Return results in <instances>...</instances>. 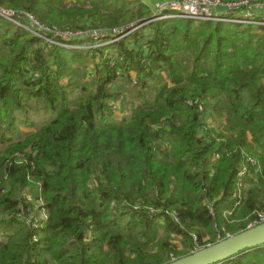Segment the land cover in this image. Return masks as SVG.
<instances>
[{
    "label": "trees",
    "instance_id": "1",
    "mask_svg": "<svg viewBox=\"0 0 264 264\" xmlns=\"http://www.w3.org/2000/svg\"><path fill=\"white\" fill-rule=\"evenodd\" d=\"M136 1L0 6L59 29L85 17L87 27L110 32L153 18ZM89 64L91 89L73 80ZM121 83L132 103L125 121L113 109L123 102ZM75 85L78 101L68 97ZM32 102L53 116L14 139L16 114ZM247 156L256 163H246L245 176L256 182L247 187L244 178L238 189ZM235 202L229 223L223 211ZM259 210L264 25L154 19L95 49L45 50L0 18V264H167L204 245L201 229L212 244L225 237L215 226L238 233ZM218 264H264V244Z\"/></svg>",
    "mask_w": 264,
    "mask_h": 264
},
{
    "label": "built area",
    "instance_id": "2",
    "mask_svg": "<svg viewBox=\"0 0 264 264\" xmlns=\"http://www.w3.org/2000/svg\"><path fill=\"white\" fill-rule=\"evenodd\" d=\"M260 8H264V0H161L154 11L153 18L144 22H139L136 25L135 23L131 24L130 27L133 25H135L133 28L137 25L139 27L154 19L174 17L264 25V14L257 13ZM0 18L10 21L18 27L29 30L34 35L46 40L50 45L55 44L60 47H71L69 44H66V42L76 35H80L81 37L82 35L86 36V34H92L99 39L108 38L109 41L105 42L108 43L120 39L133 30V28H129L130 30L128 29L126 31L122 28L120 30L112 29L110 32H104L100 29H84L75 35L71 34V37L67 35L68 38L65 39L61 37L62 33H64L61 32L62 30L59 31L55 26H49L48 24L43 23L31 12L26 10H16L0 6ZM66 32L68 33L70 31L68 30ZM91 44V41H88L85 43V47L88 45L90 46ZM79 47L81 48L82 45L79 44ZM190 103L198 104L200 111L203 110L202 104H199L197 100ZM211 126L213 125L209 124V127ZM246 161L247 162L242 163L237 172L236 184L238 189L245 186L243 177L246 173V163H249L252 166H255L256 163L255 159L250 156L246 157ZM228 213L229 211L227 214ZM262 222H264V210L257 211L256 217L248 224V226H253ZM226 235H229V233H226Z\"/></svg>",
    "mask_w": 264,
    "mask_h": 264
},
{
    "label": "rangeland",
    "instance_id": "3",
    "mask_svg": "<svg viewBox=\"0 0 264 264\" xmlns=\"http://www.w3.org/2000/svg\"><path fill=\"white\" fill-rule=\"evenodd\" d=\"M136 2H141V1L137 0ZM69 4L72 5L73 3L69 2ZM157 6H158V3H157ZM261 9L262 8H260V10ZM260 10H258L257 13L258 14H260V13L263 14V12H261ZM154 11L155 10H153V12ZM145 21H147V20H145ZM132 22H129V24L132 23ZM139 22H141V21H139ZM139 22H137V23H139ZM137 23H135V25ZM12 24H13L14 27H18L16 24H14V23H12ZM127 25H128V23H127ZM135 25H133L131 27L129 26L130 29H132ZM87 26H93L94 27V24H93L92 20L91 19H87L85 17H79V18H77V20L74 23H71V25L67 27L68 29H59V28L58 29H59V31L62 30L61 32H64V33H62L61 37L67 39L68 38L67 35L71 37L72 35H75V34L79 33L80 31L84 30L82 28L93 29V27L90 28V27H87ZM19 28H21V27H19ZM137 28H138V25L135 28H133V30H131V31H134ZM21 29L23 31L27 32L28 34L32 35L33 37H35L37 39V45L38 44L42 45L45 50H49V49H52V48H55V47H60V46L55 45V44H51L50 45V43H48L46 40L42 39L41 37H39L37 35H34L29 30H26V29H23V28H21ZM68 30L70 32L67 33L66 31H68ZM125 30L127 31L128 29L126 28ZM100 40H104V39H99L98 37H95L92 34L91 35L86 34V36L82 35L81 37H80V35H76L75 37H72L71 39H69L68 42H66V44H69L72 48H75V49H91V48L95 49L97 47L102 46L101 44L109 41V39H106L104 41H100ZM88 41H91L92 44L90 46L88 45L87 47H85V43H87ZM78 43L82 45L81 48L79 47ZM71 47H63V48H71ZM60 48H62V47H60ZM71 50H73V49H71ZM67 59L69 61H72L71 57H69V58L67 57ZM76 67H77L76 63H74V62L70 63V68L74 69ZM91 69H92V67L89 64L88 66H86L85 72L79 73L76 76V78H74L73 80H76L79 84H82V82H86L88 87H90V89H91V87H92V86H90V83H91V81H90V78H91L90 71H91ZM131 74H132V76L135 75L134 73H131ZM61 79L64 80L63 83L67 81V77L66 76H62ZM124 86H125V84L121 83V85L119 87V90H117L119 92H122V96H124L123 102L118 104L119 106H117V107L113 106V109L116 110L115 112H116V115H117V117H116L117 121H125L130 116V109H131L132 103L129 101L128 94L124 93ZM79 88H80L79 86L75 85L74 87H71L69 89L68 97L70 98V100L78 101V99L82 96L81 95V91H80ZM122 108H123V111L121 110ZM24 110H25L24 112H18L16 114V116L18 118V122H17L16 131L12 134L14 139L22 138L27 133H29L31 131H34L44 121H46L47 119L49 120L51 118V116H53L51 111H49L48 109L44 108L41 104H34L33 102H32V106H26L24 108ZM213 123H214V125L216 127H218L217 129L221 128L217 121H213ZM220 124H222L221 121H220ZM244 178L246 179V186L247 187L250 184H252V182H256L255 181L256 178L254 176L250 177V176H245L244 175L243 181H244ZM27 197H29V195H27ZM240 206H241V204L235 202V204L233 205L232 208L223 211L224 217L227 219V221H229V223L235 221L230 216H232L234 213H236L237 212L236 209L238 207H240ZM228 211H229V213L227 214ZM215 232H216V238L217 239L220 238L222 232H224L225 237L231 235V233L226 231L225 227H221V226H220V228L215 226ZM201 233H202V240L204 241V245L202 247H204V246H206V245H208L210 243L207 242V238L208 237H207V234H206L205 230L201 229ZM226 233H229V235H226ZM172 240L176 244V246H177L179 251H186V249L190 250L188 244L186 245L185 242L183 243V241L181 239H176V238L174 239V237H172ZM194 240H197V238L195 237ZM192 251H194V250H191L190 252H192ZM51 264H56V263H51Z\"/></svg>",
    "mask_w": 264,
    "mask_h": 264
},
{
    "label": "water",
    "instance_id": "4",
    "mask_svg": "<svg viewBox=\"0 0 264 264\" xmlns=\"http://www.w3.org/2000/svg\"><path fill=\"white\" fill-rule=\"evenodd\" d=\"M264 244V222L248 226L212 244L175 258L167 264H218L226 259Z\"/></svg>",
    "mask_w": 264,
    "mask_h": 264
},
{
    "label": "crops",
    "instance_id": "5",
    "mask_svg": "<svg viewBox=\"0 0 264 264\" xmlns=\"http://www.w3.org/2000/svg\"><path fill=\"white\" fill-rule=\"evenodd\" d=\"M146 4H149L152 10H155L157 7V3H159L161 0H140ZM260 10V9H259ZM264 14V8L260 10Z\"/></svg>",
    "mask_w": 264,
    "mask_h": 264
}]
</instances>
